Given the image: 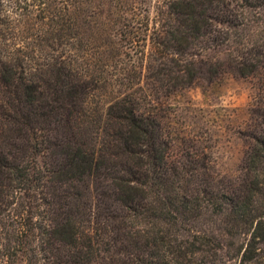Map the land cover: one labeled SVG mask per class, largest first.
<instances>
[{"label": "trees", "instance_id": "16d2710c", "mask_svg": "<svg viewBox=\"0 0 264 264\" xmlns=\"http://www.w3.org/2000/svg\"><path fill=\"white\" fill-rule=\"evenodd\" d=\"M163 7L155 48L171 56L227 44L264 0ZM138 8L0 0V263L264 264V98L239 176H222L153 108L135 45L153 35L127 29ZM249 41L229 63L241 76L264 71V43Z\"/></svg>", "mask_w": 264, "mask_h": 264}, {"label": "rangeland", "instance_id": "374dc122", "mask_svg": "<svg viewBox=\"0 0 264 264\" xmlns=\"http://www.w3.org/2000/svg\"><path fill=\"white\" fill-rule=\"evenodd\" d=\"M137 1L139 8L128 14L127 29L145 30L148 25L145 35H153L145 44H135L145 64L148 93L154 94L150 91L152 84L160 88L159 96L155 93L153 97V108L173 127L178 142L184 136L199 140L218 173L230 178L239 176L248 148L242 133L256 125L257 116L252 110L264 98V71L241 76L233 72L229 63L243 39H251V44L264 43V11L252 16L259 25L257 22L244 31H234L232 40L225 45L197 42L191 47L185 43L186 53L170 56L155 48L163 38L154 33L158 27L166 29L172 24L163 7L169 0ZM159 78L165 83H159ZM168 81L172 82L170 86ZM20 260L13 257L0 264L28 263Z\"/></svg>", "mask_w": 264, "mask_h": 264}]
</instances>
